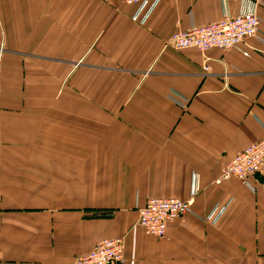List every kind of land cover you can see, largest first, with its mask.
<instances>
[{
    "label": "crops",
    "instance_id": "crops-1",
    "mask_svg": "<svg viewBox=\"0 0 264 264\" xmlns=\"http://www.w3.org/2000/svg\"><path fill=\"white\" fill-rule=\"evenodd\" d=\"M154 1L0 0V264H264V166L216 183L264 140V0ZM251 11L239 49L167 45ZM152 198L192 213L148 235Z\"/></svg>",
    "mask_w": 264,
    "mask_h": 264
},
{
    "label": "built area",
    "instance_id": "built-area-1",
    "mask_svg": "<svg viewBox=\"0 0 264 264\" xmlns=\"http://www.w3.org/2000/svg\"><path fill=\"white\" fill-rule=\"evenodd\" d=\"M159 1L155 0L154 3L157 4ZM135 2L138 0H130V3ZM147 4L148 1H145L142 8ZM261 24L262 20L255 11L238 17L225 14L222 20L216 23L174 34L167 45L176 50L194 48L201 52L211 49L224 51L239 49L243 41L260 35ZM206 70L209 72L210 69L206 67ZM263 166L264 140L248 146L242 153L235 156L216 183L220 184L233 178L247 182L251 177L256 176ZM192 204V200L152 198L143 209L139 210V224L144 227L148 235L164 238L170 223L192 213ZM212 219L213 215H210L206 220L211 222ZM212 221L215 222V220ZM124 251V237L103 239L96 244L91 253L77 256L73 264H121L124 261Z\"/></svg>",
    "mask_w": 264,
    "mask_h": 264
}]
</instances>
